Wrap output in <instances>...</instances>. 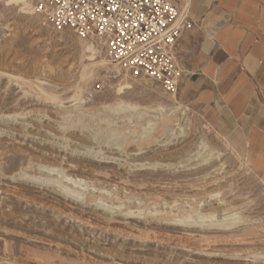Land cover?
<instances>
[{"label": "rangeland", "instance_id": "374dc122", "mask_svg": "<svg viewBox=\"0 0 264 264\" xmlns=\"http://www.w3.org/2000/svg\"><path fill=\"white\" fill-rule=\"evenodd\" d=\"M82 41L0 0V264H264V183L238 136L185 82L182 114L153 80L90 66Z\"/></svg>", "mask_w": 264, "mask_h": 264}, {"label": "crops", "instance_id": "0c3cea01", "mask_svg": "<svg viewBox=\"0 0 264 264\" xmlns=\"http://www.w3.org/2000/svg\"><path fill=\"white\" fill-rule=\"evenodd\" d=\"M171 1L194 22L177 46L181 81L264 183V0Z\"/></svg>", "mask_w": 264, "mask_h": 264}, {"label": "built area", "instance_id": "2783aa9c", "mask_svg": "<svg viewBox=\"0 0 264 264\" xmlns=\"http://www.w3.org/2000/svg\"><path fill=\"white\" fill-rule=\"evenodd\" d=\"M58 28L103 45L110 63L136 78L177 91L185 73L177 53L192 22L171 0H35Z\"/></svg>", "mask_w": 264, "mask_h": 264}, {"label": "bare ground", "instance_id": "6f19581e", "mask_svg": "<svg viewBox=\"0 0 264 264\" xmlns=\"http://www.w3.org/2000/svg\"><path fill=\"white\" fill-rule=\"evenodd\" d=\"M11 2H13V3H17L20 7H21V9H23V10H25V11H27L28 13H35V10L37 9V7H36V9H35V7H34V5H33V3L31 2V1H29V0H10ZM82 43H83V51L86 53V56L91 60V63H90V66H101V65H108V64H111L110 63V60H109V58H108V56L106 55V53H105V58L103 57H100L99 56V49H98V45H97V43H99V42H96V41H88V42H86V41H82ZM89 66V65H88ZM87 68V67H86ZM117 73L119 74V75H123V76H126L127 75V72H125V71H122V70H120V69H118L117 68ZM119 85H120V87H119V90H122V89H124V88H130L131 87V84H130V82H128V81H122L121 83H119ZM43 90V93L45 94V96L47 97V98H49L53 103H59V99L57 98V97H55V96H53V95H48L45 91H44V89H42ZM172 94V98H174L175 100H176V105H175V108H174V112H179V111H181V113L183 114H185V109L188 107L187 105H184L183 103H181L179 100H178V98H177V95L175 94V93H171ZM125 106V105H124ZM127 106H128V104H127ZM158 109V111H160L161 112V116H163V115H165L164 114V111H165V108L164 107H159V108H157ZM69 116V115H68ZM152 123L151 122H149V125H151ZM148 130V129H147ZM151 130V129H150ZM145 132V131H144ZM171 133V132H170ZM49 170H56V168H53V167H47ZM63 173V172H62ZM63 176V179L65 178V182L66 181H70L71 183H73V184H75V185H77L79 182H80V180H77L76 178H73V177H71L70 175H67V174H64V175H62ZM64 181V180H63ZM56 182H59V184H60V189L62 190V192L63 193H65L66 195H69V196H72L73 198L74 197H77V198H81L84 194L82 193V192H80V191H78V190H75V189H73V188H71L70 187V185L68 184V183H63L62 181H56ZM94 192V191H93ZM101 201V200H100ZM100 203V202H99ZM107 205V204H106ZM105 206V205H104ZM202 206V205H201ZM204 206V205H203ZM114 208V207H113ZM201 209V208H200ZM184 210V209H183ZM217 212H219V214L221 215V213H220V211H217ZM127 213H131V212H129V210H128V212ZM152 214L154 213V212H151ZM173 212H171V214H172ZM158 214V213H157ZM219 214H216V216L217 215H219ZM234 216H235V214H233ZM128 216V215H127ZM216 216H215V218H216ZM225 215H223V217H224ZM202 217H204V216H202ZM212 217V216H211ZM230 218H232L231 216H230ZM234 218H236V216L234 217ZM233 218V219H234ZM192 219V215H186V216H182V217H173V218H169L168 220L169 221H174V223H177V222H180L181 224H190L191 223V221L193 220H191ZM213 219V218H212ZM218 218H216L215 219V221L214 222H212L211 223V225L212 226H216L217 228H219V229H221V228H224V225L226 226L227 225V223H229L228 222V219L227 218H222V219H218ZM235 220V219H234ZM166 221V220H165ZM202 221H203V219H202ZM213 221V220H212ZM230 221V220H229ZM240 221V220H239ZM193 222H194V220H193ZM171 223L172 222H170V225H171ZM180 223H178V224H180ZM260 223V222H259ZM228 226V225H227Z\"/></svg>", "mask_w": 264, "mask_h": 264}]
</instances>
